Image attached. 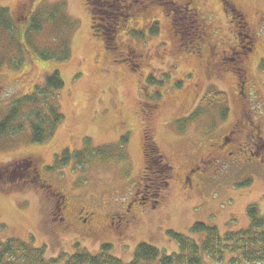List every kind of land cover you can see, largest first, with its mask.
Here are the masks:
<instances>
[{
    "label": "rangeland",
    "instance_id": "374dc122",
    "mask_svg": "<svg viewBox=\"0 0 264 264\" xmlns=\"http://www.w3.org/2000/svg\"><path fill=\"white\" fill-rule=\"evenodd\" d=\"M22 1L0 0V7L12 6L15 9ZM233 1L248 13V21L257 27L258 41L255 44L260 48L250 55L248 103L264 118V0ZM34 2V14L40 22L41 31L32 30L31 35H35L38 53L48 50L46 57L50 58H40L29 46H35L33 42L26 44L23 37L19 39L20 48L18 43L15 46L10 44L9 39L14 38L12 35L22 34L19 31L11 34L0 26V122L16 100L34 91L36 84L45 85L47 76L54 71H59L65 82L64 88L56 91L55 99L65 119L44 143L32 142L33 132L28 121H23L24 118H20L24 127L0 138V171L8 170L7 175L0 173L1 240L10 237L31 240L37 246H46L47 254L53 257L73 253L78 248L97 253L102 245L111 244L112 255L131 261L141 242L155 244L167 253L177 251L178 245L168 236V230L189 234L192 226L199 221L215 225L223 232L238 230L249 225L248 206L256 204L260 212H264V165H228L220 173H217V167H210L206 169L209 177H193L194 184H199L195 189L184 184L187 166L202 155L203 149H199V144L201 148L207 140L205 131L208 133L212 126L221 123L226 128L238 116L242 103L237 100L232 69L237 65L224 61L226 71L207 77L195 58L180 56L178 70L172 72L173 76H167L161 85L146 84L131 69L128 61H114L115 54L105 49L102 37L92 33L86 0ZM197 2L206 25H209L208 39H203V36L202 40L221 46L223 43L233 44L234 27L220 0ZM103 3L107 4L105 0ZM153 7L160 19L158 33L151 35L152 27H143L148 14L140 15L137 23L142 25L138 27L146 31L143 32L144 37H134L145 45H130L147 52L154 60V67L163 71L166 65L155 61L158 59L165 63L170 52H163V49H174L183 42L182 49L195 55L198 52L195 43L200 37L194 36L192 26L195 25L190 21L185 24L186 20L180 18V13L176 19L177 28L183 33L177 32L172 39L174 35L168 20L171 13L163 12L165 18L159 11L166 12V9L158 5ZM153 7L147 5L146 9ZM29 25L24 22L16 26L23 32ZM127 28H121L118 45H129V40L132 41V37L122 35ZM243 39L244 46L249 47L250 39L246 35ZM68 54L66 59L57 58ZM153 54L158 58H154ZM192 69H195L194 75L188 73ZM211 87L224 91L226 101L216 102L218 97L210 94ZM141 100L159 104L150 124L151 137L158 148L157 154L165 159L166 165L173 167L172 176L163 210L149 213L136 225L123 231L112 216L125 209L123 206L130 198L135 181H140L141 177L144 179H141L140 198L147 197L148 191L154 193L156 184L152 180L155 177L151 176L148 157L144 154L146 129L140 114ZM225 116H229V121L222 120ZM221 133L215 131L212 135ZM96 147L108 149L110 155L105 158L91 157L88 164L82 167L75 160L66 166L56 163V156L63 150L74 152ZM147 153L148 156L151 154L149 150ZM32 159L38 160L43 177L73 203L64 229L58 227L53 219L46 188L22 186V182L10 188L11 182L26 180L24 170L27 166L19 167L17 163ZM156 167L161 170L160 164ZM247 181L250 183L245 184ZM155 197L152 194L150 199ZM81 206L97 212L98 219L92 225H84L79 219ZM206 264L217 263L207 259ZM219 264H227V261Z\"/></svg>",
    "mask_w": 264,
    "mask_h": 264
},
{
    "label": "flooded vegetation",
    "instance_id": "af4514ba",
    "mask_svg": "<svg viewBox=\"0 0 264 264\" xmlns=\"http://www.w3.org/2000/svg\"><path fill=\"white\" fill-rule=\"evenodd\" d=\"M117 1L119 4L125 3L128 4V7H130L129 17L122 22V26H125L126 28L128 26V28L127 30L125 29L126 31L123 32L122 35H129V37H133L131 38L132 41L129 40V45L124 44L117 46L118 50H115L113 53H118L120 50L121 52L114 55L116 59H113L114 61H117V59L124 62L128 61L132 66L131 69L136 73L140 80L143 81V83L145 82L146 84H153L157 86L160 83L165 82V78L167 76H173L172 72L178 70L177 61L180 56H192L195 58L198 61L199 66L204 68V74L207 77L211 74L214 75L216 73H223V70L226 71L223 66L225 65L223 64L224 61L237 65L232 69L234 78L236 79L237 100L242 103L238 116H236L234 120L231 121L232 123H229L226 128L222 126L221 124L223 123H221L219 126H212L208 133L205 131L207 140L201 144V148L199 144V149H203L202 155H199L193 163L187 166V170L184 173V184H188L189 187L195 189L199 184H194L193 177L196 176L197 178V176H199V178L202 179L209 177L207 176L206 169H209L210 167H217V173H220V171L222 169H226V166L228 165L233 167H244L250 164H255L256 166L264 165V118L256 113L248 103L250 80L247 71L249 62H251L250 55H253L258 47L260 48V45L256 46L255 44L256 40L258 41L257 27L248 21V13L238 7L233 0H220L225 13L230 18L232 26L234 27L235 34L234 42H232L233 44L223 43V47L221 44L213 43L211 41L205 43V41L202 40L203 36V39H208L207 30L209 25H206L207 22L204 20L205 17L203 14H201V7L197 0H167L164 2L165 5H161L163 4L161 3L158 6H161L168 11H159L163 14V17H165L164 13H171L168 20L171 24L172 35H174L172 36V39L175 37L177 32L183 33L182 29L177 28L176 19L180 13L182 14L180 18L182 20H186L184 21L185 24H188V21H190L192 22V25H195V27L192 26L194 29V36H196V38L200 37V39H198V43H195L198 51L195 55L182 49L183 42H181L182 45L179 44L177 46L175 44L177 47L175 46L174 49L172 47L163 49V52L168 50L170 55H173V57L170 58L169 55L166 58L165 63L162 60H155L166 65V69L160 71L159 68L154 67V60L149 57L147 52H141L138 47L130 45L135 44L138 46L140 43L145 45L143 42L137 41L134 37L135 35H143V32L146 31L145 29L138 27L142 25L141 23H137V18L140 15L148 14V20L145 24H143L144 28L152 27L155 22L158 23L159 29L161 28L160 19L156 13L157 11H154L157 9L153 7V5L157 4H154V1L152 0H142L144 7L140 8L137 4L132 2V0ZM86 2L91 20L92 22H95V24H91L92 33L105 37L106 28L99 22V20L104 17L103 12L100 10L102 9L101 7H105L103 0H86ZM34 4V0H24L15 9L12 6H7V8H10V14L13 22L16 25L24 22H30V19L33 18V14L35 12ZM147 5H152L153 8L148 10L146 9ZM259 17L262 18V15ZM130 22L136 26L133 27ZM185 28H187V26H185ZM19 33L23 34L24 32L19 30ZM243 35H246V38L250 39V45L247 48L243 44ZM138 37L139 36H136V38ZM179 39L177 41H179ZM153 55L154 58H158L156 54ZM188 73L194 75L195 69L188 71ZM154 79L158 82H154ZM151 81H153V83ZM141 101L143 103H140V114L143 118L144 130L146 129L144 132L143 142L145 149V142L147 139L146 134H152L150 124H152V116L159 109V104L150 101ZM228 117H224L222 120L229 121ZM215 131H222V133L218 136H213L212 134ZM37 161L32 159V161L25 160L24 162L20 161V163H17L19 167L22 165L27 166L24 170L26 180L20 181L19 179L16 182H11L12 186H10V188L19 186V182H22V186L27 185L31 187L33 185H37L39 187L46 188L47 198L52 205V211L54 214L53 219L57 221L58 227L60 226L64 229L68 224V214L71 212L70 210L72 209L71 207L73 203L71 199L66 196V194L55 188L49 179H45L43 177L40 168L38 167L39 162ZM172 168L173 167L171 165H168L167 170L161 169L160 171L156 165L149 168L151 169V176L155 177V179H150H152L153 183L156 184L154 193H150L145 190L149 194L147 197L140 198L138 196L139 192L142 191L140 186L143 183V177L140 178V181H135L130 198L128 201H125L126 203L123 206L125 209L112 216L114 217V220H117L118 225L123 231L136 225L137 221L142 220V218L147 216L149 213H154L153 211L160 212L163 210V207L167 202L168 191L166 190L170 185L169 183L170 177L172 176ZM0 173L7 175L8 170L6 171L4 169L3 171H0ZM8 179L9 178H7V182H9ZM152 194L156 196L153 200L150 199ZM148 199H150L149 206ZM78 213L79 219L82 220L84 225H88L89 223L92 225L93 221L98 219L97 212L88 209L86 206H81Z\"/></svg>",
    "mask_w": 264,
    "mask_h": 264
},
{
    "label": "trees",
    "instance_id": "16d2710c",
    "mask_svg": "<svg viewBox=\"0 0 264 264\" xmlns=\"http://www.w3.org/2000/svg\"><path fill=\"white\" fill-rule=\"evenodd\" d=\"M152 1L157 5L161 3H163L161 5H165L164 2L167 0ZM132 2L140 8L144 7L142 0H132ZM106 3L105 7L100 9L104 17L99 22L106 28V31L104 30L106 32L105 37H102L104 46L113 53L118 50L117 37L123 27V20L130 15V7L125 3L119 4L117 0H106ZM33 15L30 25L23 29L24 33L22 35H12L14 38H10L9 43L14 46L18 43L20 48L22 45L19 43V39L23 37L25 43L33 42L35 46L32 47L30 44L29 46L37 55H40V58H50V56L46 57L48 50L38 53V49H36L35 35H31V33L32 30L40 32L41 29L38 26L40 22L37 21L35 14ZM92 24H95V22H92ZM0 26L3 27L4 31L11 34L18 33V27L11 18L9 8L0 7ZM158 31L159 26L155 22L151 28V35L157 34ZM135 36L144 37V35ZM67 57H69V54L57 58L66 59ZM151 82L153 83V81ZM154 82L158 81L154 79ZM64 86L65 82L60 72L54 71L47 76L45 85L36 84L34 91L31 90L16 100L13 106H10L7 116L0 122V138L8 133L14 134L19 128L24 127L22 126L24 120L28 121L31 126L33 132L32 142L44 143L51 138L65 119V115L55 100L57 99L56 91L61 90ZM51 89L54 90L51 92ZM210 94L218 97L216 101L218 103L226 101V93L215 87L210 90ZM156 97H158V94H156ZM20 118H24L23 121ZM146 135L144 154L148 157V166L152 167L160 164L161 169L167 170L168 165L164 162L165 159L157 154L158 149L155 147L151 134L148 135L147 133ZM120 146H124V144ZM147 150L152 155L149 154L148 156ZM109 155L108 149L103 150L101 147L74 152L66 149L56 156V163L59 166H66L72 160H75L82 167L88 164L87 161L91 157L100 156V158H105ZM249 183L247 181L245 184ZM247 215L249 225L238 230L223 232L215 225H208L200 221L192 226L189 234L168 230V236L178 245L177 251L167 253L155 244L141 242L138 244L131 261H124L112 255L111 244L102 245L101 250L97 253L78 248L73 253H62L53 257L47 254V247L44 245L37 246L31 240L10 237L6 240L0 239V264H206L207 259L217 264L224 261H227V264H264V212H260L256 204H251L247 208Z\"/></svg>",
    "mask_w": 264,
    "mask_h": 264
}]
</instances>
